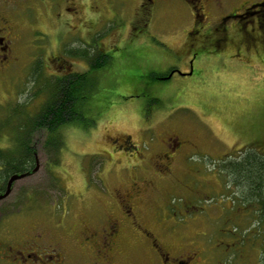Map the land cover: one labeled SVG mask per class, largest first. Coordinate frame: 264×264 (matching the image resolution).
<instances>
[{"label":"rangeland","instance_id":"1","mask_svg":"<svg viewBox=\"0 0 264 264\" xmlns=\"http://www.w3.org/2000/svg\"><path fill=\"white\" fill-rule=\"evenodd\" d=\"M55 1L72 11L58 16L59 6L48 13L41 0H21L18 59L0 82V157L16 147L12 108L33 116L54 93V67L46 65L52 52L58 51L72 63L71 70L81 73L98 60L95 43L108 47L105 53L111 59L95 72V79L89 74L93 86L83 114L88 126L80 122L64 128L57 156L44 149V131L32 134L29 171L36 159L39 168L16 180L0 201V238L38 232L60 238L61 221L66 226L98 224L109 193L130 180L153 181L155 190L145 194L137 214L141 225L157 233L173 228L168 236L162 232L163 240H192L203 249L206 264H264V205L258 203L264 188L260 197L253 178L259 175L254 157L264 159V60L257 61L246 48L223 52L210 43L209 51L195 59L192 75L175 72L160 81L154 75L186 70L180 64L193 15L184 1L162 2L147 15L137 13L135 0ZM217 36L214 32L207 39ZM258 46L264 50L262 43ZM76 50L88 55L83 69L81 63L77 66ZM129 79L138 84L121 85ZM23 115L17 119L21 125ZM166 135L195 142L185 148L195 171L176 163L171 179L154 175V155ZM17 137L27 144L25 132ZM121 137H129L139 155L115 153L113 146ZM2 170L0 187L6 179ZM193 176L198 181L192 184ZM134 243L121 263L147 264Z\"/></svg>","mask_w":264,"mask_h":264},{"label":"flooded vegetation","instance_id":"2","mask_svg":"<svg viewBox=\"0 0 264 264\" xmlns=\"http://www.w3.org/2000/svg\"><path fill=\"white\" fill-rule=\"evenodd\" d=\"M41 1L51 10L48 13H53L55 6L60 7L57 12L58 16L64 12L72 11L66 6L62 9V5L55 0ZM166 1L169 0H135L137 13L139 15L152 13L154 7ZM182 1L189 6L193 15V23L188 31V40L184 44L185 48L181 49L185 54L180 64L186 66V70H183L184 75H192L195 59L198 55L209 51L207 45L210 43L220 45L222 50L225 49L223 52L227 51V47H234L236 51L246 48L249 51L252 50L257 61L264 60V50L259 51L260 46H258L261 43L264 45V0ZM20 5L21 0H0V82L4 74L18 59L16 47L19 41V32L21 31L19 24L21 25V22L20 18L16 16ZM73 14H76V11ZM214 21L216 26L212 28L211 24ZM210 22L211 24L207 26ZM214 32L218 33V36L208 40L207 36ZM229 32H233L234 37L231 38ZM90 45L92 46V44ZM102 45L98 47L95 43L96 58L111 59L110 54L105 53L109 48ZM57 52H52L46 59V65L54 67L53 73H50L51 76L67 79L71 75L84 74L71 70L72 63ZM75 55L78 60L77 66L81 63L80 67L83 69L84 59L88 55L84 56L82 50H76ZM262 65L264 66V63ZM175 72L183 74L173 68L168 74L154 75V77L157 80L166 81L171 79ZM92 77L95 79V72L92 73ZM121 82V85L138 84L136 80L131 81L130 79ZM232 138L246 137L233 135ZM129 142V137H121L116 141L113 150L115 153H122L123 150L134 151L135 155H139L137 147ZM160 142L162 148L154 155V175L162 179H171L176 163L186 165L189 173L195 171V168L189 166L193 164L190 162L192 156L185 149L186 143L195 142L184 140L177 135H166ZM109 156L114 159L113 154ZM250 178L252 179V177ZM195 179L196 176H193L192 184ZM130 181L127 185L117 188L115 194L109 193L108 196L111 200L106 202L105 216L98 224L86 225L81 222L78 225L66 226V223L61 221L60 226L63 229V234L60 238L48 237L40 232L6 241L0 238V264H123L121 259L127 255V246L132 241H135L134 245L137 247L138 254L142 253L146 256L147 264H206L205 260H202L203 249H199L192 240L187 243L163 240L162 232L168 236V231L173 228H159L160 232L157 233L154 229H148L138 222L137 214L141 210L145 194L154 189V186L153 181L140 182V184L135 180ZM6 183L7 181L3 183L0 194L4 193ZM188 187L190 186L188 185ZM190 189L193 188L190 187ZM130 246L128 250H132L133 244Z\"/></svg>","mask_w":264,"mask_h":264},{"label":"trees","instance_id":"3","mask_svg":"<svg viewBox=\"0 0 264 264\" xmlns=\"http://www.w3.org/2000/svg\"><path fill=\"white\" fill-rule=\"evenodd\" d=\"M83 54L85 56L86 52H83ZM107 63L108 58L98 59L94 65L90 67V70L82 75H71L67 79L57 78V82H55L53 87L55 89L54 93L52 92L53 95H50L46 99L44 106H42V108L38 110V112H36V114L33 116H25V112H23V110L12 108L9 118L10 123H13V120L16 122V124H13V126L16 127L15 129L17 131L15 132L14 130L11 132V134L13 133L15 136L14 138H16V147L13 152L4 154L2 157H0L2 160L0 161V170L3 169L2 171L5 172V182L7 178H9L11 175H14V173L22 174L31 170L34 158L29 141L32 139V134L34 131H44V149L48 153L57 156L63 148V129L68 126L77 127V125H80L78 124L80 122L83 126L86 125L83 114H85L84 109L85 105L87 104L86 101L91 94L90 90L93 86V82L91 77H89V74L100 70ZM56 89L58 90L56 91ZM22 114H24V121L21 125L17 122V119L22 117ZM24 132L27 137V144L25 143V145L24 142H22V140L17 137L21 136ZM23 145L24 149L22 148ZM253 160L255 163L254 167L258 172L257 174H259L253 178L256 180V189L261 197V190L264 188V159L263 161L259 162V160L254 157ZM242 163L238 164L241 165ZM242 165L244 167L248 166L247 164ZM241 170V166H236V171L242 172ZM258 203L264 205V198L262 197Z\"/></svg>","mask_w":264,"mask_h":264},{"label":"water","instance_id":"4","mask_svg":"<svg viewBox=\"0 0 264 264\" xmlns=\"http://www.w3.org/2000/svg\"><path fill=\"white\" fill-rule=\"evenodd\" d=\"M181 75H184V73L181 74ZM37 170H38V163L36 161V165H35V167L33 168L32 171H27V172L22 173V174L14 173V175H11L6 180L7 183H6V186H5V189H4V193L0 194V201L4 200V198L7 197L11 193L12 186H13V184H14V182L16 180H20V179L25 178L26 176L34 174Z\"/></svg>","mask_w":264,"mask_h":264}]
</instances>
